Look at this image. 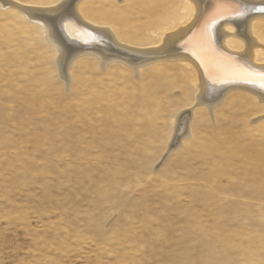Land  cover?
<instances>
[{
	"label": "rangeland",
	"instance_id": "1",
	"mask_svg": "<svg viewBox=\"0 0 264 264\" xmlns=\"http://www.w3.org/2000/svg\"><path fill=\"white\" fill-rule=\"evenodd\" d=\"M48 44L0 4V264H264V180L244 159L264 149V111L233 91L203 116L180 61L83 55L63 79ZM190 106L192 134L162 161Z\"/></svg>",
	"mask_w": 264,
	"mask_h": 264
},
{
	"label": "bare ground",
	"instance_id": "2",
	"mask_svg": "<svg viewBox=\"0 0 264 264\" xmlns=\"http://www.w3.org/2000/svg\"><path fill=\"white\" fill-rule=\"evenodd\" d=\"M126 1L59 0L46 7L18 0H0V4L16 8L42 29L46 41L56 51L55 61L63 79L69 75V63L83 55L96 60L100 70L111 63L138 69L157 59L180 61L189 68L199 87L194 102H200L203 116L207 115L206 108L212 116L215 105L233 91L246 93L237 97L240 102L247 99L264 111V88L258 82V74L264 73V13L254 10L264 7V0H128V5L133 1L131 7H127ZM170 2L174 4L168 7ZM86 7L89 8L84 12ZM96 7L103 24L91 17ZM134 7L138 10H130ZM184 8L190 12V20L171 29L176 22L174 15L182 14ZM135 10L142 13L144 21L142 17L140 21L125 19L131 11L136 14ZM67 21H71V26L66 28ZM144 35L145 40L141 38ZM247 79L257 83H247ZM192 106L180 110L162 161L182 144L185 136L192 134L191 119L197 114ZM244 156L246 163L254 164L250 163L249 172L264 180V149L259 147Z\"/></svg>",
	"mask_w": 264,
	"mask_h": 264
},
{
	"label": "snow or ice",
	"instance_id": "3",
	"mask_svg": "<svg viewBox=\"0 0 264 264\" xmlns=\"http://www.w3.org/2000/svg\"><path fill=\"white\" fill-rule=\"evenodd\" d=\"M53 10H58V9L53 8ZM254 10L264 13V7H261V8H258V9H254ZM64 26L66 28L71 26V21H67ZM210 39L211 38L209 37V40ZM244 71L246 72L247 70H244ZM246 82L247 83H257V80H255V79H247ZM258 82H259L260 87L264 88V73L258 74Z\"/></svg>",
	"mask_w": 264,
	"mask_h": 264
}]
</instances>
